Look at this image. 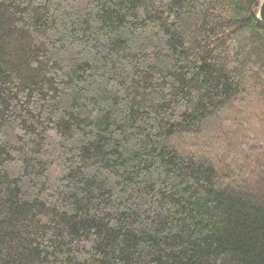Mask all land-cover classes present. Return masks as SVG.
Segmentation results:
<instances>
[{
  "label": "trees",
  "instance_id": "obj_1",
  "mask_svg": "<svg viewBox=\"0 0 264 264\" xmlns=\"http://www.w3.org/2000/svg\"><path fill=\"white\" fill-rule=\"evenodd\" d=\"M260 2L0 0V264H264Z\"/></svg>",
  "mask_w": 264,
  "mask_h": 264
},
{
  "label": "water",
  "instance_id": "obj_2",
  "mask_svg": "<svg viewBox=\"0 0 264 264\" xmlns=\"http://www.w3.org/2000/svg\"><path fill=\"white\" fill-rule=\"evenodd\" d=\"M263 3H264V0H261L259 9H258V11L256 13V18L260 22V24L264 26V22L261 20V17H260L261 7H262Z\"/></svg>",
  "mask_w": 264,
  "mask_h": 264
}]
</instances>
